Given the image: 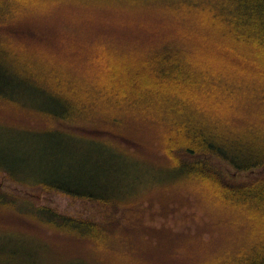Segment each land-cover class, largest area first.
I'll return each mask as SVG.
<instances>
[{
  "label": "trees",
  "instance_id": "16d2710c",
  "mask_svg": "<svg viewBox=\"0 0 264 264\" xmlns=\"http://www.w3.org/2000/svg\"><path fill=\"white\" fill-rule=\"evenodd\" d=\"M62 4L114 11L127 6L151 14L157 9L161 14L141 31L158 38L126 51L93 49L83 54L84 62L71 59L76 71L40 53L26 55L8 38L9 31L4 36L3 30L28 20V13ZM25 93L43 96L48 110L34 113L24 106ZM2 106L26 109L45 121L44 129L27 130L57 139L65 150L78 153L81 143L92 146L91 154L107 149L150 174L159 170L169 187L202 189L220 208L241 215L247 231V241L228 254L229 260L217 257L210 264H264V0H0ZM132 145L143 157L126 148ZM17 166H4L0 159V172L19 187L25 171L34 174L28 162L24 169ZM229 169L236 182L226 178ZM125 180L121 176L114 192L126 193ZM79 182L54 173L35 178L36 188L26 190L114 204L112 190L92 192L103 186L91 178L84 189ZM3 195L0 205L7 202ZM29 212L81 241L118 242L101 221L64 218L39 207ZM6 244L0 245V264H45L37 247L20 256Z\"/></svg>",
  "mask_w": 264,
  "mask_h": 264
},
{
  "label": "rangeland",
  "instance_id": "374dc122",
  "mask_svg": "<svg viewBox=\"0 0 264 264\" xmlns=\"http://www.w3.org/2000/svg\"><path fill=\"white\" fill-rule=\"evenodd\" d=\"M63 5H55L45 13H28V20L9 26L3 30L4 36L9 31L8 38L26 50L18 49L26 55L40 53L76 71L78 66L74 67L71 59L84 62L87 57L83 54L94 53L93 49L126 51L150 45L151 40L158 38H150L147 31H141L161 14L157 9L151 14L127 6L114 11L108 6ZM81 77L84 79L87 75ZM23 96V105L34 113L48 110L43 96L41 99L27 93ZM45 127V121L26 109L0 107L2 165L12 168L21 165L24 169L28 162L34 174L25 171L18 187L0 172V192L6 198L2 201H7L0 205V245L7 241L6 250L16 248L21 256L30 247H37L39 258L45 264H59L62 260V264L77 261L83 264H210V260L217 257L218 261L229 260L228 254L247 241L245 220L241 215L220 208L218 201L202 189L192 185L169 187L164 184L168 181L162 179L159 170L150 174L140 164L130 165L128 160L124 161L110 150L100 148L98 155L91 154L92 146L81 143L82 147L75 153L57 146V139L46 135L38 137L39 134L27 130ZM126 148L143 157L133 145ZM23 149L28 154H24ZM155 156L163 161L160 154ZM54 173L68 177L69 182L80 180L82 189L91 178L103 186L92 192L112 190L115 202L104 207V204L54 191L26 190L27 186L36 188L32 185L35 178L51 177ZM227 174L226 178L236 182L232 170ZM121 176H126L125 194L121 189L114 192ZM172 179L170 177V182ZM58 182L65 186L63 181ZM11 195L15 199H11ZM37 207L73 220L101 221L118 242L109 240L97 245L62 234L37 221L36 213L29 212ZM15 239L21 240V245L11 242Z\"/></svg>",
  "mask_w": 264,
  "mask_h": 264
}]
</instances>
